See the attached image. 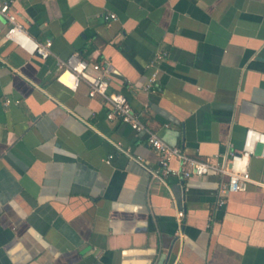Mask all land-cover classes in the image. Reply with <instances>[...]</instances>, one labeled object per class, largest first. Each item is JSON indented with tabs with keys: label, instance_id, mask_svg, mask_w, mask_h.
<instances>
[{
	"label": "crops",
	"instance_id": "crops-1",
	"mask_svg": "<svg viewBox=\"0 0 264 264\" xmlns=\"http://www.w3.org/2000/svg\"><path fill=\"white\" fill-rule=\"evenodd\" d=\"M11 6L52 53L4 38L0 17V264H264L263 193L249 184L218 204L211 171L150 178L114 145L154 167L145 131L107 118L108 104L83 80L61 84L55 63L108 61V90L122 92L147 128L190 156L223 154L240 148L246 127L264 132V0ZM259 151L248 170L264 180Z\"/></svg>",
	"mask_w": 264,
	"mask_h": 264
},
{
	"label": "built area",
	"instance_id": "built-area-1",
	"mask_svg": "<svg viewBox=\"0 0 264 264\" xmlns=\"http://www.w3.org/2000/svg\"><path fill=\"white\" fill-rule=\"evenodd\" d=\"M0 17L7 22L3 36L13 41L23 50L30 54H37L46 57L52 52L50 50L51 41L45 39L39 41L31 37L24 29L22 23L17 18L15 10L11 6V0H0ZM104 19L114 18V13L103 14ZM164 52H157L154 59L149 63L153 66L154 61L162 58ZM56 79L70 89H74L77 80H83L87 84V95L89 97L98 96L104 100L109 108L106 111L107 118H116L127 123L134 130L145 131L147 144L157 155V165L154 167L145 166L140 156L131 155L122 148L119 142H115V147L125 152L130 158L142 164L148 171L150 178L163 180L167 175H176L186 178L191 175H202L213 172L219 176L217 203L222 204L224 197L229 192L246 190L249 184L255 186L264 194V180L253 178L249 174V159L254 153L256 144H260L259 156L264 159V132L253 127H246L243 132L240 148L229 149L223 154H213L204 158H196L185 153L180 146L170 145L164 141L155 131L147 128L138 118V114L131 108L126 96L122 92L108 90V77L112 67L108 61H87L77 58L74 55L65 58H55ZM156 77L155 68L148 75L143 85L144 89H152ZM8 99H5V103ZM174 159L175 164H170ZM183 214L182 210L176 211L179 218Z\"/></svg>",
	"mask_w": 264,
	"mask_h": 264
}]
</instances>
